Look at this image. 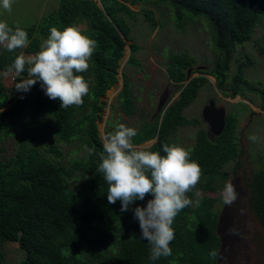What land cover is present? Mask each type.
<instances>
[{
  "label": "trees",
  "instance_id": "1",
  "mask_svg": "<svg viewBox=\"0 0 264 264\" xmlns=\"http://www.w3.org/2000/svg\"><path fill=\"white\" fill-rule=\"evenodd\" d=\"M58 0L57 8L46 14L34 27H20L28 32L29 46L0 55V66L14 63L21 51L35 55L50 34L51 27L59 30L73 24L87 25L82 31L97 42L89 69L80 73L90 82V91L82 106L61 108L59 99L45 95L41 82L28 92H20L12 104L0 100V140L15 137L19 147L15 155L0 162V241H17L25 252L22 264H217L221 237L218 234L219 212L215 199L200 196L195 204L196 190L188 193L194 201L175 217V239L171 242L172 255L150 259L151 245L141 237L134 209L147 205L151 195L137 200L122 212V203L109 204L108 184L98 171L102 162L103 138L99 121L105 109L103 97L119 82V67L125 56L127 41L132 40V26L122 17L134 18L136 13L128 0ZM132 4L136 0H131ZM174 12V21L183 28L188 21L204 19L211 31V41L218 54L216 67L210 72L223 89L228 80L232 54L237 45L250 40L253 30L264 17V0H154ZM146 20L153 28L158 21L153 9H146ZM13 29L17 26H11ZM1 47V46H0ZM138 50L135 43L131 44ZM264 54V46L261 49ZM128 62L137 64L134 56ZM196 63L186 52L169 56L167 73L176 87L178 97L151 122H145L133 142L137 146L157 140L146 150L163 152V145L174 144L172 135L180 127L194 123L185 116V109L196 97L208 78L204 75L188 79L187 70ZM244 64L233 78L231 96L239 94L240 84L248 85ZM27 78V71L23 73ZM189 80V81H188ZM248 87V86H247ZM242 92V91H241ZM264 95V91H262ZM122 109L132 114L135 109L132 92L126 81L118 95ZM26 114L45 149L52 155L63 156L59 143L80 142L86 149L81 157L67 165L48 157L30 137H21L18 124ZM238 115L226 117V127L218 135L209 129H199L191 147V159L201 165L203 176L198 190H217L227 179L224 165L235 161L240 165V147L235 135ZM109 134V132L107 133ZM78 175V176H77ZM75 177L78 186H70ZM249 203L255 217L264 228V169L249 178ZM117 249L113 263L104 262V252L110 244ZM215 250L217 256H209ZM0 264H5L3 261Z\"/></svg>",
  "mask_w": 264,
  "mask_h": 264
},
{
  "label": "rangeland",
  "instance_id": "2",
  "mask_svg": "<svg viewBox=\"0 0 264 264\" xmlns=\"http://www.w3.org/2000/svg\"><path fill=\"white\" fill-rule=\"evenodd\" d=\"M101 6L102 1L96 0ZM127 1L130 8L135 11L134 18L126 14L122 17L132 26V40L127 41L125 56L119 67V82L109 89L103 97L105 109L103 119L99 121L100 134L104 140L107 133L116 130L121 123L134 127L137 130L145 122H151L178 97L176 87L169 79L167 64L169 56L173 53L186 52L194 57L196 63L187 70L188 79L193 76L204 75L208 81L201 86L196 97L185 109V116L194 123L180 126L172 135L174 144L181 145L190 150L195 144L197 131L201 128L208 129L203 120L202 110L209 100L213 99L217 106H223L226 114L238 115L235 135L240 147V165L230 161L222 168L228 177L220 184L217 190H199L200 196H209L214 201V209L218 212L225 206L222 198V190L226 182H232L239 190L238 200H241L238 218L227 224V231L220 230V236L226 235L229 247L233 250L232 264H264V228L255 217L249 203V178L259 169H264V54L261 49L264 46V17L256 25L250 40L237 45L232 54L230 70L226 86L221 89L217 85V78L210 72L216 67L218 54L211 41V31L204 19H195L183 28H178L174 21V12L166 5L157 4L154 0H136L134 4ZM58 6V0H13L11 11H6L0 6V21H7L9 26L34 27L42 18L53 12ZM153 9L158 21V26L153 28L146 20L145 10ZM81 29H86V23H80ZM135 43L138 50L134 51L131 44ZM6 49L0 47V55L5 54ZM23 52V51H21ZM20 52V53H21ZM26 56L31 54H26ZM134 56L137 64H130L128 60ZM244 64V77L248 81V87L240 84L241 91L238 95L231 96L233 78L239 71L240 64ZM6 67L0 66V73ZM14 73L8 77L0 75V100L7 101L8 107L16 100L20 92L15 89V84L20 82ZM129 83L132 92L135 109L132 114H127L122 109V103L118 95L125 82ZM174 99V100H173ZM173 100V101H172ZM172 101V102H171ZM171 102V103H170ZM168 103H170L168 105ZM32 119L26 114L18 124L21 137H30L31 142L39 146L48 157H53L58 162L67 165L69 160L83 156L85 148L74 141L72 143H59L58 148L63 153L62 157L50 154L45 149V144L40 140L38 132L32 128ZM258 137L256 142L249 137ZM152 141L139 145L151 146ZM19 141L15 137L0 140V162L13 157L19 147ZM78 176V175H77ZM70 186H78L80 179L75 177ZM199 196V197H200ZM196 196L195 201L198 200ZM232 221V218H231ZM116 243L106 247L104 262L113 263L116 253ZM25 252L17 241H0V262L5 264H22Z\"/></svg>",
  "mask_w": 264,
  "mask_h": 264
},
{
  "label": "clouds",
  "instance_id": "3",
  "mask_svg": "<svg viewBox=\"0 0 264 264\" xmlns=\"http://www.w3.org/2000/svg\"><path fill=\"white\" fill-rule=\"evenodd\" d=\"M13 0H0V6L11 11ZM28 32L19 26H9L7 21H0V46L8 52L26 49L29 46ZM97 42L86 35L82 29L73 24L59 30L53 26L47 39L41 44L35 55L26 56L23 52L15 57L14 63L7 66L3 73L8 77L14 73L21 77L27 71V78L19 79L15 84L18 92H28L39 81L45 95L59 99L61 108L82 106L84 97L89 94L90 82L80 73L90 67V60ZM138 134L134 127L119 124L115 131L107 134L103 141V151L99 154L101 163L98 171L108 184L107 199L109 204L118 200L122 203V212L137 200L146 196L153 198L147 205L134 209V218L138 220L142 239L150 245V259L172 255L171 242L175 239L173 227L175 217L194 201L188 193L196 190L203 176L201 165L191 159L190 150L177 144L163 145L159 151L146 150L134 144ZM249 140L256 142L258 137L252 135ZM85 149L94 153L85 145ZM224 203L232 204L238 193L232 182H226L222 190ZM199 204V200L195 201ZM215 259V250L209 253Z\"/></svg>",
  "mask_w": 264,
  "mask_h": 264
},
{
  "label": "water",
  "instance_id": "4",
  "mask_svg": "<svg viewBox=\"0 0 264 264\" xmlns=\"http://www.w3.org/2000/svg\"><path fill=\"white\" fill-rule=\"evenodd\" d=\"M191 78H189V80ZM170 103H168V105ZM202 116H203L204 122L208 124L210 132L212 134H214L215 136H218L224 131L226 127V117H227L225 107L217 106L215 104V101L211 99L209 103L204 106L202 110ZM156 140L157 138L152 140V142L154 143ZM236 191L239 192V190H236ZM241 204H242L241 200H238L237 198L236 201H234L232 204H226L223 207L219 215V220H218V234L219 235H220V226L222 224L226 226L228 223L233 224V222L236 221V219L238 218L239 208L241 207ZM231 218H232V221H231ZM229 244L230 243L229 241H227V239L225 240L224 238L221 237V244H220V248L218 252L217 264H232L231 262L233 261V254H232L233 250L229 247Z\"/></svg>",
  "mask_w": 264,
  "mask_h": 264
},
{
  "label": "flooded vegetation",
  "instance_id": "5",
  "mask_svg": "<svg viewBox=\"0 0 264 264\" xmlns=\"http://www.w3.org/2000/svg\"><path fill=\"white\" fill-rule=\"evenodd\" d=\"M210 101V100H209ZM208 125V124H207ZM208 129H209V126H208ZM210 130V129H209ZM210 135H214V134H212L211 132H210ZM215 136V135H214ZM225 205H226V203H225ZM223 209V208H222ZM222 209L220 210V212H219V215H220V213H221V211H222ZM232 225L233 224H231V226L230 227H232ZM230 227H227V225L226 226H224L223 224L220 226V230H221V228H222V230H224V231H227V229H229ZM231 229V228H230ZM222 238H224L225 240L227 239V233H226V235H223V236H221Z\"/></svg>",
  "mask_w": 264,
  "mask_h": 264
}]
</instances>
